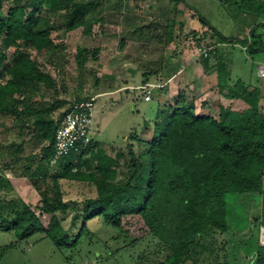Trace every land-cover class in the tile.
I'll use <instances>...</instances> for the list:
<instances>
[{
  "label": "trees",
  "instance_id": "trees-1",
  "mask_svg": "<svg viewBox=\"0 0 264 264\" xmlns=\"http://www.w3.org/2000/svg\"><path fill=\"white\" fill-rule=\"evenodd\" d=\"M5 1L0 0V119L12 122L21 139L5 146V154L12 156L0 168V192L13 187L6 170L29 178L40 194V213L22 199H6L0 193V230L16 237L0 245V264L7 250L30 238L47 240L67 262L81 260L78 252L73 253L96 218L117 230L110 236L113 242L135 246L147 240L155 253L164 251L159 264H184L187 259L196 264L197 253L206 251L203 237L227 229L226 197L233 193L260 195L257 221L264 226V96L259 85L230 76L227 57L219 54L217 46L236 38L225 37L194 12L214 40L208 43L213 45L210 54L200 56L203 65L214 56L217 92L242 101V106L234 109L219 103L216 114H209L197 111L194 100L178 91L172 103L157 111L158 117L144 120L140 131L129 135L125 152L107 155L91 137L77 152L51 163L55 131L70 101H44L41 86L55 91V80L30 50L55 56L62 46L54 42L52 31L80 27L89 34L102 19L95 13L101 8L98 0H25L12 1L3 11ZM227 1L264 19V0ZM257 23L264 27V21L256 22L243 40L251 58L263 49L260 34L254 31ZM173 28L174 21L167 20L165 41L172 39ZM193 36L198 41L204 37L194 31ZM98 53V47H77V67L87 62L88 55L96 58ZM62 104L65 108L53 116ZM29 132L28 139H23ZM27 148L29 152L23 153ZM50 168L55 169L50 172ZM62 179L93 186L94 197L64 200ZM68 212L72 220L65 227L58 215ZM43 214L49 215L45 225ZM128 217L135 218L136 228L124 226ZM212 264L228 263L217 253ZM254 264H264V244L257 243Z\"/></svg>",
  "mask_w": 264,
  "mask_h": 264
},
{
  "label": "rangeland",
  "instance_id": "rangeland-1",
  "mask_svg": "<svg viewBox=\"0 0 264 264\" xmlns=\"http://www.w3.org/2000/svg\"><path fill=\"white\" fill-rule=\"evenodd\" d=\"M12 1L23 3L25 0H6L3 11ZM98 3L101 11L95 13L102 19L92 25L89 34L84 33L80 27L70 32L53 30L51 36L54 42L62 46L58 53L48 57L43 52L30 50V54L55 80V91L41 86L40 93L44 94V101L55 99L70 101L76 96L94 98L90 136L97 143V147L102 148L107 155L115 157L119 151L125 152L129 135L134 131L139 132L144 120L151 121L158 117L157 111L167 104L164 100H173L171 95L160 98L155 95L145 101L138 86L144 85L146 77L161 84L163 79L175 72L173 76L178 74L180 77L179 91L186 92L188 97L194 100L196 110L216 114L220 97L214 84L210 90L213 92L207 96L206 94L200 96L201 92L195 88L192 90V86L189 88V80L193 79L196 82L201 80V68L204 66L198 56V45L202 41L205 43L214 41L206 27L196 20L191 21L195 16L194 12L205 18L225 37L236 38L235 43L220 42L217 45L219 54L227 57L231 77H239L247 84L261 83L257 76L256 63L264 65V27L259 23L255 25L254 31L260 34L263 49L251 58L243 49L245 42L243 40L247 38L244 32L248 27H254L253 24L256 20L259 22L260 17L246 11L242 12L232 2L98 0ZM169 19L174 21L173 36L170 41H165L164 31L166 21ZM193 31L197 35L203 34L200 42L193 36ZM77 47L89 50L98 47L99 53L96 58L88 55L87 62L77 67L75 62ZM11 51L12 48L9 53ZM211 59V63L214 64V56ZM240 104L223 101L224 106L232 108ZM64 108L65 105L62 104L52 115L56 116ZM18 134V130L12 127V122L0 119V168L4 167L12 156L5 154L6 144L19 141L21 138ZM29 136L30 132L23 139L26 140ZM28 152L29 148L23 153ZM123 162L124 160L120 159V164ZM54 169L50 168V172ZM5 175L13 187L8 192L0 193L4 194L6 199L11 197L22 199L35 213H40L37 207L40 204V194L32 181L8 170L5 171ZM60 183L64 200L82 201L95 195V188L85 182L62 179ZM259 199L260 195L257 193H233L226 197L227 229L223 232L213 230L211 235L203 237L201 243L205 245L206 251L202 254L197 253L196 264H212L217 253L224 255L228 264H254L256 245L264 244L262 238L264 226L257 221ZM58 217L63 220L65 227H69L72 220L71 212ZM132 218L124 220L125 227L128 225H131V228L137 227L135 218ZM48 219L47 214L41 217L44 225ZM92 223L89 222V231L87 230L81 244L73 253L78 252L82 256L81 260L67 262L53 250L47 240L35 241L36 238H30L7 250L1 264H159L165 255L164 251L155 253L154 246L150 242L146 243L147 240L139 241L135 246H124L125 244L120 241L114 243L110 236L117 234L115 228L99 218L92 220ZM15 239L12 233L0 230V245ZM208 247L214 249L212 253L208 251ZM184 264L193 262L187 259Z\"/></svg>",
  "mask_w": 264,
  "mask_h": 264
},
{
  "label": "built area",
  "instance_id": "built-area-1",
  "mask_svg": "<svg viewBox=\"0 0 264 264\" xmlns=\"http://www.w3.org/2000/svg\"><path fill=\"white\" fill-rule=\"evenodd\" d=\"M213 45L201 42L198 46V56L207 57ZM256 70L261 78H264V65H257ZM163 84L145 83L139 86L142 90V98L150 100L154 90ZM94 98L87 97L80 101L70 100L67 111L59 120L53 148L55 150L51 163L58 158L68 155L70 152H77L80 146L87 144L91 138L90 129L93 120Z\"/></svg>",
  "mask_w": 264,
  "mask_h": 264
},
{
  "label": "crops",
  "instance_id": "crops-1",
  "mask_svg": "<svg viewBox=\"0 0 264 264\" xmlns=\"http://www.w3.org/2000/svg\"><path fill=\"white\" fill-rule=\"evenodd\" d=\"M190 11H191V9H190ZM193 20H196L197 22H199L198 21V17L196 15L194 16V18L191 19V21H193ZM263 21H264V19H260L259 22H263ZM256 22H258V21H256ZM249 30H250V27L247 28V30L244 32V35H248ZM243 49H244V47H243ZM211 60L209 61V63L206 66H203L201 68L202 69V75L200 77L201 80L196 82L193 79H191V80L188 79L190 81V83H189L190 87L189 88H191V86H192V88H191L192 90H194V88H195V90H199L201 92V93H199V94H201L200 96H203L204 94H206V96H207L208 93L209 94L212 93L213 91H210V90L212 89L213 84H214V87L216 88L217 77H216V73H215V70H214V65H213V63H211ZM256 64L257 65H261L259 62L256 63ZM203 69H205V71H203ZM174 73L168 75L165 79L162 80L161 83L163 85L161 87L157 88L159 90V92H156L157 89L154 90V92H153L151 97H153L155 95L158 96V98H160L161 96L165 97L167 95H169V96L171 95L172 97H174L176 95V93L179 90H181V87H179L180 77H179L178 74H175L173 76ZM147 78L148 77L144 78V79H146V80H144V83H155V82H152L150 80V78L149 79H147ZM193 82H195V83H193ZM259 87H260V91H261V93L263 95L264 78L261 79V83H260ZM186 90H188V89H186ZM217 95L220 97V99L218 101H220V103H222V104H223L224 100L225 101L227 100L228 102H240L241 104L238 107L242 106V104H243L242 101H240V100L225 98V97L221 96L218 92H217ZM164 103L169 104V103H172V101L166 99V100H164ZM238 107H236V108H238ZM236 108H234V109H236Z\"/></svg>",
  "mask_w": 264,
  "mask_h": 264
},
{
  "label": "bare ground",
  "instance_id": "bare-ground-1",
  "mask_svg": "<svg viewBox=\"0 0 264 264\" xmlns=\"http://www.w3.org/2000/svg\"><path fill=\"white\" fill-rule=\"evenodd\" d=\"M262 235H263V232H262ZM262 235H260V236H262ZM262 238H264V236H262Z\"/></svg>",
  "mask_w": 264,
  "mask_h": 264
}]
</instances>
